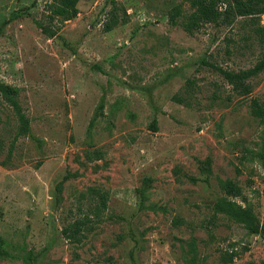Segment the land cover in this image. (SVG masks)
<instances>
[{
	"label": "rangeland",
	"instance_id": "obj_1",
	"mask_svg": "<svg viewBox=\"0 0 264 264\" xmlns=\"http://www.w3.org/2000/svg\"><path fill=\"white\" fill-rule=\"evenodd\" d=\"M114 1L128 17L106 31L111 0H81L70 20L50 18L52 0H0V80L19 88L30 120V135L14 140L18 122L0 97V264H262L264 235L213 217L212 205L231 179L264 224L249 104L264 96V71L243 96L203 62L253 66L264 47L251 21L190 34L188 1ZM102 193L92 230L68 240L78 207Z\"/></svg>",
	"mask_w": 264,
	"mask_h": 264
},
{
	"label": "trees",
	"instance_id": "obj_2",
	"mask_svg": "<svg viewBox=\"0 0 264 264\" xmlns=\"http://www.w3.org/2000/svg\"><path fill=\"white\" fill-rule=\"evenodd\" d=\"M81 0H52L50 4V18H61L63 20H70L77 16L79 9L77 3ZM188 1L192 9L184 19L181 21L183 29L192 34L200 30L205 24L226 25L230 26L234 23L237 17L249 18L252 24V33L258 40L259 44L264 47V26L260 24V16L264 14V0H184ZM111 9L108 11V20L104 24V29L110 31L114 26L119 23H125L127 15L123 12V17L119 18L116 12V3L111 0ZM182 14L181 10L176 7L171 13L169 20L172 24H176V18ZM44 32L49 36L54 35V31L46 26H42ZM219 72L226 82L231 85L232 89L240 95H248L252 91V85L249 81L250 78L257 76L264 71V48L260 58L256 63L246 69L238 71L226 70L219 65L208 63ZM0 97L5 101L13 110L16 116L17 134L14 140L19 136L30 135V120L23 111L19 103V88L0 80ZM251 114L258 120L261 129L259 134L258 149L253 151L254 159L259 163L264 171V96L262 98H250ZM151 128L156 130L155 120L151 123ZM13 144V143H12ZM12 148V145H11ZM63 180L56 185L57 198L60 200L62 191ZM219 186L223 196L216 199L212 205L214 214H224L229 219L241 224L249 233L264 235V224L259 221L250 203L242 193L241 188L236 182L231 179L219 181ZM95 195L96 190L92 189ZM83 196V195H82ZM101 199L100 203L95 204L92 208L84 210V207L79 206L78 210L81 211L82 216L76 218L73 222L67 225L62 233L71 241L79 242L84 231L92 230L93 222L99 220L103 209L106 207L104 194H99ZM239 198L244 204L236 201ZM179 223L180 221L175 220ZM214 224L213 219H210L209 224ZM191 249L194 244H190ZM236 251L226 252L223 255V260L230 262L236 256ZM8 256L6 248V240L0 235V257ZM264 264V261H262Z\"/></svg>",
	"mask_w": 264,
	"mask_h": 264
}]
</instances>
